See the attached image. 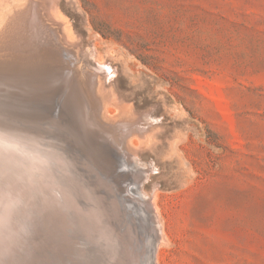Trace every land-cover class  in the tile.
<instances>
[{"label": "rangeland", "instance_id": "1", "mask_svg": "<svg viewBox=\"0 0 264 264\" xmlns=\"http://www.w3.org/2000/svg\"><path fill=\"white\" fill-rule=\"evenodd\" d=\"M23 11L39 30L27 19L19 47L0 51V130L47 151L60 183L64 161L87 219L73 241L41 223L19 264H132L116 238L138 186L162 226L156 264H264V0H0V31Z\"/></svg>", "mask_w": 264, "mask_h": 264}, {"label": "bare ground", "instance_id": "2", "mask_svg": "<svg viewBox=\"0 0 264 264\" xmlns=\"http://www.w3.org/2000/svg\"><path fill=\"white\" fill-rule=\"evenodd\" d=\"M21 1V0H20ZM28 1V0H27ZM33 2V1H32ZM31 2V3H32ZM29 3V2H28ZM36 4V2H35ZM14 5V4H13ZM24 6V4H23ZM32 6H33V3H32ZM39 5H37V8ZM19 7V6H18ZM34 7V6H33ZM23 8V7H22ZM41 8V7H40ZM39 8V10H40ZM15 9V8H14ZM32 7L30 9V13L31 15L34 13H32ZM36 9V8H35ZM20 10V9H19ZM34 11V10H33ZM12 12V10H11ZM41 12V11H40ZM10 14V13H9ZM37 15V13H35ZM7 15V14H6ZM35 16H32L33 18H36L35 22H34V19L32 20V17L30 16V20H32L33 22L31 23V27L33 29L36 28L38 29L37 26L38 25V21H37V18ZM44 15V14H43ZM41 16V15H40ZM39 16V17H40ZM5 17V16H4ZM27 19H28V14L27 12H17L15 13L13 16H11L9 19H7V21L5 22V25L4 27L2 28V30L0 31V51L2 50H6V51H12L13 49H16L19 47L21 41H23L24 39V34H25V31H29L30 30V26L28 27L27 26V29H26V25H27ZM28 19V21H29ZM6 20V19H5ZM44 21V20H43ZM37 22V24H36ZM2 23V22H1ZM35 23V26L34 24ZM44 23V22H43ZM33 24V26H32ZM29 25V24H28ZM46 25V24H45ZM41 26V25H40ZM48 26V24L46 25ZM46 26L45 27V30L43 29V25H42V29L44 30V33L47 32L46 30ZM51 29V28H50ZM39 30V29H38ZM36 30V31H38ZM41 30V29H40ZM49 30V29H48ZM33 31V30H32ZM46 31V32H45ZM40 32V31H39ZM51 32V30H50ZM32 33V32H31ZM40 34V33H39ZM38 34V35H39ZM27 35V34H26ZM37 35V34H35ZM34 35V36H35ZM47 36V34L45 35ZM44 36V37H45ZM33 37V36H32ZM40 37V35H39ZM58 37V35L56 37H54L55 39ZM26 38V37H25ZM31 38V37H30ZM38 38V37H37ZM48 38V37H47ZM45 37V39H47ZM36 38H31L30 40H33ZM54 39V40H55ZM26 42H27V39H25ZM33 40V41H35ZM44 41V38L43 40ZM51 41V40H50ZM32 42V41H31ZM30 42V43H31ZM38 42V40H37ZM36 42V43H37ZM25 43V42H24ZM35 43V42H34ZM35 43V44H36ZM49 43V42H48ZM48 43L46 45H48ZM52 43V42H51ZM54 43V41H53ZM52 43V44H53ZM55 43H56V40H55ZM38 44V43H37ZM44 44V43H42ZM26 45V44H25ZM24 45V46H25ZM32 46V44H30ZM44 47V45H42ZM49 46V45H48ZM37 47V46H36ZM39 47V45H38ZM26 48V47H25ZM42 48V47H41ZM45 48V47H44ZM22 49V48H21ZM37 50V49H35ZM70 50V49H68ZM15 51V50H14ZM25 51V50H24ZM64 51V50H63ZM63 51H60V52H63ZM90 51V50H89ZM16 55H19L21 56L22 55V52L19 50L17 51L16 50ZM39 52V53H38ZM36 52V54H40L42 51H38ZM74 52V51H73ZM24 53V52H23ZM29 53V52H28ZM83 53V52H81ZM80 53V54H81ZM62 54V53H61ZM25 55V54H24ZM59 55V54H58ZM69 56H71V54H68ZM67 55V57H68ZM76 55V54H75ZM2 56V55H1ZM19 56H17L19 58ZM23 56V55H22ZM35 56H38V55H35ZM41 56H45L47 57L48 56V53H41ZM81 56V55H80ZM85 56V55H83ZM90 56V55H89ZM88 56V57H89ZM96 56V55H95ZM92 57V56H91ZM2 58V57H1ZM55 58V57H54ZM69 58V57H68ZM72 58V56H71ZM84 58V57H83ZM30 59V58H29ZM74 59V58H73ZM85 59V58H84ZM94 59V58H93ZM35 60V59H34ZM59 60V59H58ZM72 61V59H70ZM80 60V59H78ZM83 60V59H81ZM80 60V61H81ZM86 60V59H85ZM4 61V60H3ZM36 61V60H35ZM84 61V60H83ZM89 61V59H88ZM92 61V60H91ZM54 62V61H53ZM57 62V61H56ZM76 63V61H74ZM74 62H71V63H74ZM82 62V61H81ZM34 63V61H33ZM74 63V64H75ZM78 63V61H77ZM83 63V62H82ZM85 63V61H84ZM6 64V63H5ZM25 64V63H24ZM29 64V63H28ZM57 64V63H56ZM74 64H72V66H74ZM80 64V63H79ZM87 63H85L86 65ZM91 64V63H89ZM87 64V65H89ZM6 65H9V66H15L13 64H6ZM26 65V64H25ZM24 65V66H25ZM103 63L102 62H97V65L96 66H99L102 67ZM8 66V67H9ZM22 66V65H21ZM27 66V65H26ZM70 66V67H72ZM81 66V65H80ZM23 67V66H22ZM106 67V66H105ZM7 68V67H6ZM92 68V67H90ZM9 69V68H8ZM25 69V68H24ZM55 69V68H54ZM107 69V68H105ZM83 70V69H82ZM91 70V69H90ZM89 71V70H88ZM93 72V69L91 70ZM106 72V71H105ZM69 74V72L67 73L64 72V74ZM72 73V72H71ZM87 73V72H86ZM91 73V72H90ZM94 73V72H93ZM107 73V72H106ZM109 73V72H108ZM107 73V74H108ZM62 75V76H67V75ZM82 74V72H81ZM88 74V73H87ZM83 75V74H82ZM95 74H93L94 76ZM106 75V74H105ZM111 75V74H109ZM113 75V73H112ZM51 76V75H49ZM108 76V75H107ZM53 77V76H51ZM50 77V78H51ZM55 77V76H54ZM69 77V76H68ZM111 77V76H110ZM3 78V77H2ZM6 78V77H5ZM83 78V77H82ZM94 78V77H93ZM108 78V77H107ZM66 79V78H65ZM86 79V78H85ZM105 79V78H104ZM109 79V78H108ZM107 79V80H108ZM62 80V79H61ZM69 80V79H67ZM106 80V81H107ZM5 81V80H4ZM49 81V80H48ZM55 80L52 79L51 82H53ZM58 81V80H57ZM91 81V80H90ZM3 83V81H1ZM64 82V81H63ZM60 83V82H59ZM67 83V82H66ZM8 83L6 84H3L6 85L5 87H7ZM12 84V83H10ZM42 84V83H41ZM57 84V83H55ZM64 84V83H63ZM89 84V83H88ZM97 84V83H96ZM12 85H16V84H12ZM12 85H9L12 87ZM20 85L19 83L17 84V86ZM29 85V84H28ZM50 85H54L53 83H51ZM92 85V82L90 84V86ZM25 86V84L23 85ZM23 86H21L23 89ZM39 86V84H38ZM65 85H63L64 87ZM89 86V87H90ZM100 86V85H99ZM14 87V86H13ZM31 87V86H30ZM27 88V89H30ZM34 87V86H32ZM36 87V86H35ZM1 88V87H0ZM9 88V87H8ZM18 88V87H17ZM20 88V86H19ZM18 88V90H19ZM40 88V87H39ZM41 88H44L45 90V87H41ZM13 89V88H12ZM26 89V88H25ZM26 89V90H27ZM35 89V88H34ZM47 89V88H46ZM63 89V88H62ZM99 89V88H98ZM1 90V89H0ZM3 90V89H2ZM14 90V89H13ZM17 90V91H18ZM24 90V89H23ZM25 90V91H26ZM38 90V89H36ZM43 90V89H41ZM43 90V91H44ZM48 90V89H47ZM21 91V90H20ZM31 92L33 91L32 89L30 90ZM29 91V92H30ZM35 91V90H34ZM73 91V90H72ZM91 91V90H90ZM97 91V90H96ZM16 92V91H15ZM37 92V91H35ZM34 92V93H35ZM45 92V91H44ZM65 92V91H64ZM68 92V91H66ZM14 93V92H13ZM21 97H24V91H21ZM26 93V92H25ZM40 93V91L38 92ZM43 93V92H42ZM70 93V91H69ZM75 92H73V95H74ZM3 94V93H2ZM5 94V93H4ZM11 94V93H10ZM18 94V93H17ZM45 94V93H44ZM63 94V93H62ZM68 94V93H67ZM80 94V93H79ZM19 95V94H18ZM32 95L34 96V94L32 93ZM30 95V96H32ZM98 95V94H96ZM38 96V95H37ZM42 95H40L41 97ZM39 97V96H38ZM73 97V96H72ZM100 97V96H99ZM1 98V97H0ZM4 97L2 96L1 99H3ZM27 98V97H26ZM0 99V101H1ZM5 99V98H4ZM19 99V98H18ZM31 99V97H30ZM38 99V98H36ZM41 98H39L40 100ZM75 99V98H74ZM78 99V98H77ZM6 100V99H5ZM35 100V99H34ZM79 100V99H78ZM85 100V99H83ZM102 100V99H100ZM25 101V100H24ZM13 102V101H12ZM27 102V101H26ZM29 102V101H28ZM41 102V101H40ZM82 102V101H81ZM84 102V101H83ZM106 102V101H105ZM23 103V102H21ZM104 103V102H103ZM62 104V103H61ZM5 105V104H3ZM11 107H12V104L10 103ZM9 105V106H10ZM85 106V105H84ZM4 106H2L3 108ZM6 107V105H5ZM31 107V106H30ZM45 107V105H44ZM75 107V106H73ZM78 107V106H77ZM87 107V106H86ZM97 107V106H96ZM101 107V106H100ZM9 108V107H8ZM27 107H25L24 110H26ZM81 108V107H80ZM91 108V107H90ZM99 108V107H98ZM7 109V108H6ZM12 109V108H11ZM100 109V108H99ZM102 109V108H101ZM23 110V109H22ZM23 110V112H24ZM43 110V109H42ZM57 110V109H56ZM76 110V109H75ZM4 111V109H3ZM8 111V109H7ZM9 111H12V110H9ZM8 111V113H9ZM20 111V110H18ZM33 112V111H36L34 110V106H33V110H30V112ZM38 111V110H37ZM99 111V110H98ZM1 112V111H0ZM21 111V113H23ZM38 113V112H37ZM101 113V112H100ZM25 114V113H24ZM28 114H29V110H28ZM54 114V113H53ZM58 114V113H57ZM10 115V114H9ZM15 115V114H14ZM26 115V114H25ZM25 115L23 117H25ZM38 115V114H37ZM41 115H43L41 113ZM67 115V114H66ZM3 117V115H1ZM8 116V115H7ZM11 116V115H10ZM13 116V115H12ZM17 116V115H16ZM27 116V115H26ZM32 116V115H31ZM91 116V115H90ZM89 116V117H90ZM45 116H43L44 118ZM57 117V116H56ZM55 117V118H56ZM68 117V116H67ZM78 117V115H77ZM81 117V116H80ZM93 117V116H92ZM101 117V115H100ZM18 118V117H17ZM38 118V117H37ZM79 118V117H78ZM86 118V117H85ZM10 119V118H9ZM11 119L13 120V117H11ZM10 119V120H11ZM33 119V118H31ZM64 119V118H63ZM20 120V119H19ZM50 120V119H49ZM56 120V119H55ZM62 120V119H61ZM126 120V119H125ZM129 120V119H128ZM130 120H133V119H130ZM135 120V119H134ZM4 121V120H3ZM8 121V120H7ZM16 121V120H15ZM18 121V120H17ZM23 121V120H22ZM25 121V120H24ZM27 121V120H26ZM31 121V120H30ZM34 121V120H33ZM36 121V119H35ZM39 121V120H38ZM43 122H45L44 120H42ZM47 121V120H46ZM60 121V120H59ZM83 121V119H82ZM88 121V120H87ZM92 121V120H91ZM95 121V120H94ZM127 121V120H126ZM1 122V121H0ZM5 122V121H4ZM3 122V123H4ZM40 121V123H43ZM53 122V121H51ZM61 122V121H60ZM59 122V123H60ZM104 122V121H103ZM133 122V121H132ZM137 122H139L137 120ZM141 122V120H140ZM139 122V123H140ZM13 123V122H12ZM19 123V121H18ZM49 123V122H48ZM56 123V122H54ZM81 123V122H79ZM95 123H98L99 125V122H95ZM125 123V122H124ZM122 122V124H124ZM2 124V123H1ZM7 124V123H5ZM21 124V123H19ZM18 124V125H19ZM34 124V123H33ZM39 123H37L38 125ZM46 124V123H45ZM51 124V123H50ZM90 124H93V122ZM89 124V125H90ZM102 124V123H101ZM104 124V123H103ZM106 124V123H105ZM121 124V131L124 130V125ZM136 124V122H135ZM15 125V124H14ZM27 125H28V122H27ZM25 125V126H27ZM30 125V124H29ZM35 125V124H34ZM48 125V124H47ZM52 125V124H51ZM50 125V126H51ZM55 125H58V124H55ZM71 125V124H70ZM117 125V124H116ZM128 126V124H125V126ZM132 125V123H131ZM134 125V124H133ZM147 125V123H146ZM9 126H11L9 124ZM13 126V125H12ZM17 126V125H16ZM15 126V127H16ZM36 126V125H35ZM41 126V125H40ZM39 126V127H40ZM43 126V125H42ZM103 127H105L104 125H102ZM110 126V125H109ZM115 126V125H114ZM114 126H111V127H114ZM119 126V125H118ZM3 127V126H2ZM8 127V126H7ZM6 127V128H7ZM14 127V126H13ZM23 127V125L21 126ZM31 129L33 128L32 126H30ZM37 127V130L38 128ZM53 127V126H52ZM65 127V125H64ZM87 127V126H86ZM84 127V128H86ZM91 128L93 126H90ZM89 127V128H90ZM96 126L94 125L93 128H95ZM119 127V129H120ZM123 127V129H122ZM132 127V126H131ZM130 127V128H131ZM135 128H138L139 126L136 125L134 126ZM141 127V126H140ZM148 127V126H147ZM150 127V126H149ZM5 128V127H4ZM20 128V127H18ZM18 128L16 127V131L18 130ZM25 128V127H24ZM29 128V127H28ZM27 128V129H28ZM36 128V127H34ZM44 128V126L42 127ZM50 128V127H49ZM55 128V126H54ZM53 128V130H55ZM88 128V130H89ZM90 128V129H91ZM99 128V127H97ZM97 128L95 130H97ZM107 128V127H106ZM110 128V127H109ZM108 128V129H109ZM116 128V126H115ZM114 128V129H115ZM134 128V129H135ZM145 127H143V131ZM1 129V128H0ZM22 129V128H21ZM30 129V130H31ZM47 129V128H46ZM57 129V128H56ZM71 129V127L69 128ZM112 129V128H111ZM126 129V128H125ZM151 129V128H150ZM149 129V130H150ZM26 130V129H25ZM29 130V129H28ZM27 130V131H28ZM36 130V129H35ZM40 130V128H39ZM43 130V129H41ZM50 130V129H49ZM49 130L47 131V134H49ZM118 131V129H116ZM133 129H131L132 131ZM137 130V131H136ZM134 130L135 133L137 132L138 133V130L139 129H136ZM2 131V132H1ZM4 130H0V264H19V262H21L22 260H19V257L20 255L23 256L22 253H25L26 250L28 249L31 250V246L29 244L30 242V236L35 232V230L37 229V226L40 225L41 223H45L47 224L49 222H51V226L52 224H56V223H60L61 224V233H64L67 234L68 237L67 240L68 241H73V239H76L77 238V235H78V230H82L84 229V225L86 226V217H84L83 215L80 214V211L79 209L77 208V204H76V201H75V198H73V194H72V190H69L71 189V185L68 184V180H67V166L66 164L64 163V161H62V159H60L61 161V183L58 179V164H56V162L54 161V159L52 158V156L45 150H43L42 148H40L39 146L35 145V144H32V143H29L27 141H24L22 140L21 138H18L19 134L17 135L18 137H15L14 135H8L7 132L10 131H7L6 134L3 132ZM32 131V130H31ZM97 131H100V130H97ZM126 131V130H125ZM130 131V130H128ZM130 131V132H131ZM15 131H11V133H13ZM25 132V131H24ZM29 132V131H28ZM45 132V131H44ZM53 132V131H52ZM51 132V133H52ZM74 132V131H73ZM82 132V130H81ZM80 132V133H81ZM89 132V131H88ZM124 132V131H123ZM122 132V133H123ZM146 132V131H145ZM21 133V132H19ZM34 133V132H33ZM37 133V132H36ZM46 133V132H45ZM50 133V134H51ZM55 133V132H54ZM66 133V132H64ZM68 133V132H67ZM66 133V134H67ZM121 133V134H122ZM129 133V132H128ZM133 133V132H131ZM28 133H26L27 135ZM31 134V133H30ZM42 134V133H41ZM53 134V133H52ZM51 134V135H52ZM61 134V132H60ZM59 134V136H60ZM100 134V133H99ZM130 134V133H129ZM140 134V132H139ZM138 134V135H139ZM142 134V133H141ZM29 135V134H28ZM37 135V134H36ZM35 135V136H36ZM45 135V134H43ZM63 135V134H62ZM69 135V133H68ZM67 135V136H68ZM81 135V134H80ZM86 135V134H85ZM102 135V133H101ZM104 135V134H103ZM102 135V136H103ZM111 135V134H109ZM124 135H128V134H125ZM22 136V134H21ZM39 136V135H38ZM49 136V135H48ZM65 136V135H64ZM71 136V135H70ZM129 136V135H128ZM128 136H126L128 138ZM145 136V135H144ZM27 137H30V136H27ZM33 137V135L31 136ZM42 137V136H40ZM72 138L74 137V135L71 136ZM76 137V136H75ZM37 138V136H36ZM46 138V137H45ZM57 138V137H56ZM60 138V137H58ZM63 138V137H62ZM66 138V137H65ZM122 138V137H121ZM120 138V139H121ZM44 139V138H43ZM47 139V138H46ZM112 139V138H111ZM126 139V138H125ZM124 139V140H125ZM58 141V140H57ZM55 141V142H57ZM61 141V138L60 140ZM63 141V140H62ZM73 141V140H72ZM79 140H77L78 142ZM98 141V140H97ZM121 141V140H120ZM43 142V141H42ZM111 142V141H110ZM113 142V141H112ZM61 143V142H60ZM64 143V141H63ZM71 143V142H70ZM39 144V143H38ZM112 144V143H111ZM64 145V144H63ZM69 145V144H68ZM82 145V144H81ZM114 144H112L111 146H113ZM50 146H52L50 144ZM70 146V145H69ZM78 146V145H77ZM125 146V144H124ZM73 147V146H72ZM71 147V148H72ZM76 147V146H75ZM114 147V146H113ZM116 147V146H115ZM120 147V146H119ZM118 147V148H119ZM127 147V146H126ZM48 148V147H47ZM63 148V147H62ZM70 148V150H72ZM92 148V147H90ZM117 148V147H116ZM53 149V148H52ZM56 149V148H54ZM53 149V150H54ZM68 149V148H67ZM115 149V148H114ZM69 150V149H68ZM76 150V148H75ZM74 150V151H75ZM120 150V148H119ZM56 151V150H54ZM53 151V152H54ZM58 151V150H57ZM56 151V153H58ZM64 151V150H63ZM92 151V150H91ZM121 151V150H120ZM72 152V151H71ZM118 152V150H117ZM116 152V153H117ZM122 152V151H121ZM60 153V152H59ZM58 153V154H59ZM76 153H78L76 151ZM82 153V152H80ZM119 153V152H118ZM66 154V153H65ZM63 153V155H65ZM73 154V153H72ZM91 154V153H90ZM62 155V156H63ZM74 155V154H73ZM82 155V154H80ZM119 155V154H118ZM117 155V156H118ZM59 156V155H58ZM57 156V157H58ZM67 156V155H66ZM61 157V156H60ZM70 157V156H69ZM68 157V158H69ZM121 157V156H119ZM62 158V157H61ZM71 158H74V156ZM85 158V157H83ZM89 158V156H88ZM132 158V157H131ZM67 159V158H66ZM76 159V158H75ZM87 159V158H86ZM77 160V159H76ZM80 160L82 161V158H80ZM129 160V159H128ZM139 161V159H137ZM70 161V160H69ZM84 161V159H83ZM86 161V160H85ZM74 163V162H73ZM87 163V162H86ZM104 163V162H103ZM102 163V164H103ZM124 163H127L125 160H124ZM84 164V163H82ZM121 164V163H120ZM128 165L130 164L129 162L127 163ZM126 164V165H127ZM132 164V162H131ZM130 164V166H132ZM75 165V164H74ZM89 165V164H88ZM100 165V164H99ZM105 165V164H104ZM116 166V165H115ZM90 167V165H89ZM99 167V166H98ZM122 167V166H121ZM132 168V167H131ZM130 168V169H131ZM139 168V166H138ZM136 168V171L139 172ZM78 169V168H77ZM111 169V168H110ZM119 169V168H118ZM117 169V170H118ZM134 169V167H133ZM140 169V168H139ZM100 170V169H99ZM101 170H103L101 168ZM70 171V170H69ZM77 171V170H76ZM106 171V170H105ZM116 171V170H115ZM125 171V170H124ZM133 171V170H132ZM150 171V170H149ZM73 172V171H72ZM110 172V171H109ZM79 173V172H78ZM95 173V172H94ZM105 173V172H104ZM116 173V172H114ZM82 174V173H81ZM101 174V172H100ZM107 174V172H106ZM108 174H111V173H108ZM125 174V173H124ZM84 175V174H83ZM96 175V174H95ZM122 175V174H121ZM148 175V174H146ZM76 176V175H75ZM102 177V176H101ZM108 177V176H107ZM106 177V178H107ZM122 177V176H121ZM144 177V176H143ZM141 177V178H143ZM84 178H86L84 176ZM93 178V177H92ZM137 178V177H136ZM140 177H138L137 179H139ZM147 178V177H146ZM94 179V178H93ZM130 179V178H129ZM119 180V179H118ZM121 180V179H120ZM141 180V179H140ZM145 180V178H144ZM143 180V181H144ZM111 181V180H110ZM114 181V180H113ZM132 181V180H131ZM96 181H94L93 183H95ZM121 182V181H120ZM140 182V181H139ZM70 183V182H69ZM111 183H115L114 182H111ZM119 183V182H118ZM126 183V182H124ZM123 183V184H124ZM130 183V182H129ZM122 184V185H123ZM137 184V183H136ZM115 185V184H114ZM112 185V186H114ZM129 185V184H128ZM131 185V184H130ZM139 185V184H138ZM73 186V185H72ZM110 186V184H109ZM127 186V185H126ZM97 187V186H95ZM124 187V186H123ZM133 187V186H132ZM87 189V187H86ZM110 189V188H109ZM96 190V188H95ZM115 190V189H114ZM113 190V191H114ZM81 191V190H80ZM99 191V190H97ZM112 191V189H111ZM125 191V190H124ZM96 192V191H95ZM108 192H110L108 190ZM153 193V192H152ZM115 194V192H114ZM122 194V193H121ZM75 195V194H74ZM102 195V194H101ZM108 195V194H107ZM116 195L118 194H115V199H117ZM120 195V194H119ZM149 195V194H148ZM78 196V195H77ZM113 196V194H112ZM126 196V197H125ZM125 196H123V208H122V216H123V221H122V231L121 233L117 236L116 240H117V244H118V247L120 248V253L122 255V257L126 260H129L130 263L132 264H156L155 263V259H153V247L156 245V247H158V239L159 237L162 239V236L161 235V227L159 225V222H158V219L157 216H156V213H155V210H153L154 208V203H153V207H152V201L154 202V198L151 199L149 198V196L147 197V195L144 194V192H142L141 190V186H138L137 189H136V193L134 192H129V190L127 189V195L125 194ZM83 197V196H82ZM108 198V197H107ZM114 198V197H113ZM120 198V197H119ZM80 200V199H79ZM109 201V200H108ZM79 202V201H78ZM107 202V201H106ZM105 202V203H106ZM116 202V200H115ZM118 202V201H117ZM81 203V202H79ZM82 204V203H81ZM107 204V203H106ZM113 204V203H112ZM121 204V203H120ZM115 206V205H113ZM118 206V205H117ZM116 207V206H115ZM117 208V207H116ZM120 208V206H119ZM105 209V208H104ZM111 209V207H110ZM119 210V209H118ZM118 210L115 209L114 211V215L115 216H118ZM120 212V211H119ZM120 214V213H119ZM108 215V214H106ZM158 215V213H157ZM119 218V217H118ZM122 218V217H121ZM101 219V218H100ZM120 219V218H119ZM118 219V221H119ZM107 220V218H106ZM102 221V220H101ZM110 221V220H109ZM121 221V220H120ZM108 223V222H107ZM106 223V224H107ZM47 224V225H49ZM110 224V223H109ZM162 225V224H161ZM43 226V224H42ZM47 227V226H46ZM56 227V226H55ZM115 227V226H114ZM50 228V227H48ZM45 229V228H44ZM46 232H47V228L45 229ZM45 230L43 231V233L45 232ZM65 231V232H64ZM101 231V230H100ZM55 232V231H54ZM98 232V231H97ZM41 233V232H40ZM39 233V234H40ZM42 233V234H43ZM113 233V232H112ZM45 234V233H44ZM116 234V233H115ZM38 235V234H37ZM47 235V233H46ZM44 235V236H46ZM162 237H161V236ZM41 236V235H40ZM80 236V235H79ZM32 237V236H31ZM42 237V236H41ZM105 237V236H104ZM38 238V237H37ZM36 238V240H37ZM43 239L41 240H44L45 237H42ZM65 238V239H66ZM40 239V238H38ZM92 239V238H91ZM164 239V238H163ZM32 240V239H31ZM35 241V239H34ZM60 241L61 238H60ZM110 241V240H109ZM161 241V240H160ZM32 242V241H31ZM46 242V241H45ZM111 242V241H110ZM33 243L35 244V242H32L31 245H33ZM43 241L41 242L40 245H42ZM79 243V242H78ZM91 243V242H89ZM74 244V243H73ZM76 244V243H75ZM160 244V243H159ZM72 245V244H71ZM27 246H30L27 248ZM46 246V245H45ZM44 246V247H45ZM74 246V245H73ZM39 247V246H38ZM72 247V246H70ZM68 248V249H71V248ZM89 247V246H88ZM73 248V247H72ZM33 249H34V246H33ZM32 249V250H33ZM35 250V249H34ZM33 250V251H34ZM55 250V248H54ZM77 250V248L75 249ZM92 250H94L92 248ZM27 251V253H28ZM31 251V253L33 252ZM36 251H37V248H36ZM69 251V250H68ZM35 252V251H34ZM52 252V251H51ZM73 252V251H72ZM93 252V251H92ZM39 253V252H38ZM78 253V251H77ZM89 253V252H88ZM155 253H156V250H155ZM29 254V253H28ZM34 254V253H33ZM70 254V252H69ZM74 255V254H73ZM80 255V254H79ZM21 256V257H22ZM26 256H29V255H25ZM65 256V255H64ZM68 256V254H67ZM75 256V255H74ZM72 256V257H74ZM24 257V256H23ZM38 257V256H36ZM77 257V256H76ZM155 257V256H154ZM28 258V257H27ZM30 258V257H29ZM46 258V257H45ZM24 260V258H21ZM39 259V258H38ZM74 259V258H73ZM26 260V259H25ZM45 260V259H44ZM47 260V259H46ZM62 263V260H60ZM69 261V260H67ZM74 261V260H73ZM90 261V259H89ZM29 262V261H28ZM89 263V262H87ZM72 264V263H71ZM76 264V263H75Z\"/></svg>", "mask_w": 264, "mask_h": 264}, {"label": "water", "instance_id": "3", "mask_svg": "<svg viewBox=\"0 0 264 264\" xmlns=\"http://www.w3.org/2000/svg\"><path fill=\"white\" fill-rule=\"evenodd\" d=\"M58 226H60L61 224L60 223H56ZM155 248L156 246L153 247V259H154V256H155Z\"/></svg>", "mask_w": 264, "mask_h": 264}]
</instances>
